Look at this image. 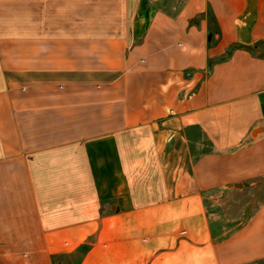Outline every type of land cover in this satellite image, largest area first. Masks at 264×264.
<instances>
[{
    "label": "crops",
    "instance_id": "0c3cea01",
    "mask_svg": "<svg viewBox=\"0 0 264 264\" xmlns=\"http://www.w3.org/2000/svg\"><path fill=\"white\" fill-rule=\"evenodd\" d=\"M260 49L264 0H0V264L264 260Z\"/></svg>",
    "mask_w": 264,
    "mask_h": 264
},
{
    "label": "trees",
    "instance_id": "16d2710c",
    "mask_svg": "<svg viewBox=\"0 0 264 264\" xmlns=\"http://www.w3.org/2000/svg\"><path fill=\"white\" fill-rule=\"evenodd\" d=\"M258 47H259V45L255 44L253 46H245L244 48L251 53H256V48H258ZM227 56H228V54H225L221 58H219L218 60H224Z\"/></svg>",
    "mask_w": 264,
    "mask_h": 264
},
{
    "label": "rangeland",
    "instance_id": "374dc122",
    "mask_svg": "<svg viewBox=\"0 0 264 264\" xmlns=\"http://www.w3.org/2000/svg\"><path fill=\"white\" fill-rule=\"evenodd\" d=\"M262 49H260L259 51H261ZM261 52L264 53V50H262ZM251 264H264V260H260V261H257V262H254V263H251Z\"/></svg>",
    "mask_w": 264,
    "mask_h": 264
}]
</instances>
